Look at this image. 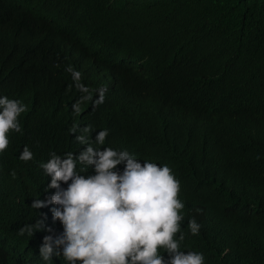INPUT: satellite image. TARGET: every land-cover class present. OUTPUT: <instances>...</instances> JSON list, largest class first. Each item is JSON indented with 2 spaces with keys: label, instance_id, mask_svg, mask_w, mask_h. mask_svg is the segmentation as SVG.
Returning a JSON list of instances; mask_svg holds the SVG:
<instances>
[{
  "label": "trees",
  "instance_id": "trees-1",
  "mask_svg": "<svg viewBox=\"0 0 264 264\" xmlns=\"http://www.w3.org/2000/svg\"><path fill=\"white\" fill-rule=\"evenodd\" d=\"M88 5L102 16L94 21L99 34L121 48L129 42L130 54L139 62L138 67L128 69L131 79L121 73L122 81L135 90L146 79L156 88L153 79L169 85L173 93L171 105L150 125L152 132L146 142L166 155L160 162L176 164L184 181L183 219H195L201 225L199 234L192 235L189 222L183 221L175 237L183 234L180 246L197 244L211 227L208 235L216 240L207 241L206 264H215L212 257L223 240L236 243V256L225 264H264V174L255 173L250 161L258 146L264 150V0H93ZM16 11L13 0H0V28L11 25L9 20ZM32 37H36L34 30L16 27L6 33L0 51V80L7 82L0 83V95H21L19 99L27 103L22 95L27 94L33 104L32 116L19 121L22 132L8 133L9 145L0 153V264H45L39 246L49 233L40 230L29 237L21 232L37 220H43L54 234L63 231L61 223L52 218L51 209L57 205L32 207L34 199H49L56 191L48 189L50 177L38 162L49 160L47 153L53 147L82 151L69 135V108L49 106L44 95L36 96L35 91L38 87L48 94L62 90L73 99L80 92L78 81L87 83L88 72L84 80H77L73 74L77 68L69 62L44 74L33 66H17L8 80L2 70ZM64 37L75 42L96 40L91 32L82 30ZM40 42L50 45L52 38L44 36ZM203 50L209 51L198 56L208 60L211 74L198 82L186 75L176 54ZM181 80L191 88L175 92L183 85ZM193 89L203 96L197 97ZM122 123L120 115L117 131ZM165 132L175 137L174 146L164 141L161 135ZM134 135L131 131L124 134L127 146H132ZM90 142L96 146L92 138ZM24 147L33 152V159L27 162L19 159ZM55 153L64 156L69 152ZM84 167L78 164L77 170ZM81 174L95 173L89 167ZM208 206L213 218L201 222L200 210ZM224 219L229 220L216 224ZM161 255L165 261L169 258L163 249ZM52 259L53 264H64L62 257Z\"/></svg>",
  "mask_w": 264,
  "mask_h": 264
},
{
  "label": "clouds",
  "instance_id": "clouds-1",
  "mask_svg": "<svg viewBox=\"0 0 264 264\" xmlns=\"http://www.w3.org/2000/svg\"><path fill=\"white\" fill-rule=\"evenodd\" d=\"M13 1L18 11L11 16L10 26L0 28V51L6 33L16 27L34 30L36 37H32L24 50L2 69L8 80L17 66H33L39 74H44L69 62L77 68L73 72L77 80H84V73L88 72L87 83L78 81L80 92L73 99L62 90L53 89L48 94L38 87L35 91L36 96L44 95V102L49 106L69 108V135L82 150L53 147L47 153L49 160L38 162L50 177L48 189L56 191L49 199H34L32 207L41 209L50 204L57 205L51 209L52 218L63 228L62 232L54 234L43 220H37L21 229L29 237L40 230L49 233L43 236L39 246L40 258L45 264H53V256L62 257L64 264H206L209 256L205 251L207 241L215 242L216 237L208 235L210 227L204 236L201 234L197 244L186 248L180 246L183 234L179 239L175 237L180 233L183 221L189 222L192 235L199 234L201 225L195 219H183L185 205L181 192L184 181L176 164L172 160L167 164L160 162L167 159L166 155L146 142L152 132L150 125L164 107L171 105L173 93L169 85L151 79L154 88L146 79L142 88L134 90L132 85L122 81L121 73L125 72L131 79L128 69L138 67L139 62L131 56L129 42L121 48L99 34L94 21L102 16L88 5L93 0ZM79 30L91 32L96 40H91L93 43L75 42L64 37L65 33ZM44 36L51 37L52 44L43 45L40 38ZM54 46L60 48L54 49ZM206 51L209 50L193 55L176 54L186 75L198 82L207 80L211 74L206 66L208 60L198 56ZM181 81L183 85L175 92L184 87L191 88ZM0 83L7 82L0 80ZM195 92L197 97L203 96ZM22 95L27 103L19 99L21 95L11 98L0 95L1 155L9 145L8 135L12 131L22 132L19 121L32 116V100L27 94ZM120 115L123 123L117 131ZM128 131L135 134L132 146L124 143V134ZM140 135L144 138L137 140ZM161 136L170 145L176 144L170 133ZM90 138L96 146L91 144ZM57 150L69 153L61 156L55 153ZM255 152V157L250 160L251 169L264 174V150L258 146ZM19 159L27 162L33 159V152L24 147ZM78 164L85 166L84 169L78 171ZM89 167L95 174L82 175ZM211 218L212 207L200 210L201 222ZM161 249L169 254L167 261L161 255ZM235 256L236 243L223 240V246L212 258L215 264H225Z\"/></svg>",
  "mask_w": 264,
  "mask_h": 264
}]
</instances>
